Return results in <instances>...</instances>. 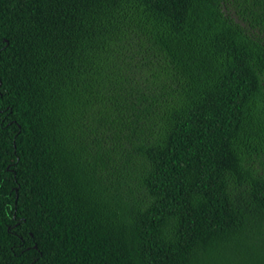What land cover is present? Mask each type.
Here are the masks:
<instances>
[{
    "label": "trees",
    "instance_id": "obj_1",
    "mask_svg": "<svg viewBox=\"0 0 264 264\" xmlns=\"http://www.w3.org/2000/svg\"><path fill=\"white\" fill-rule=\"evenodd\" d=\"M0 264H264V0H0Z\"/></svg>",
    "mask_w": 264,
    "mask_h": 264
}]
</instances>
